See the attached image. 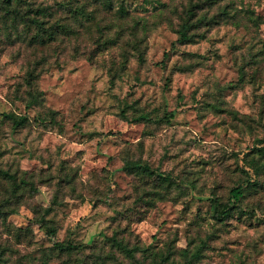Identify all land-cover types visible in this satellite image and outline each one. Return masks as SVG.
Segmentation results:
<instances>
[{"label":"rangeland","instance_id":"1","mask_svg":"<svg viewBox=\"0 0 264 264\" xmlns=\"http://www.w3.org/2000/svg\"><path fill=\"white\" fill-rule=\"evenodd\" d=\"M29 1L59 9L71 32L38 46L29 18L13 24L0 11V170L19 185L14 194L0 174V207L18 212L0 216L4 264L151 263L126 257L111 236L149 247L158 264H264V0H223L232 16L193 43L175 30L197 0ZM38 61L43 100L26 108V72ZM47 108L59 125L35 120ZM8 113L27 115V126L12 128ZM125 159L169 174L167 198L140 200L156 184L124 171ZM241 167L255 183L240 204L248 213L217 222L210 200L247 184ZM41 215L55 241L86 247L53 248Z\"/></svg>","mask_w":264,"mask_h":264},{"label":"trees","instance_id":"2","mask_svg":"<svg viewBox=\"0 0 264 264\" xmlns=\"http://www.w3.org/2000/svg\"><path fill=\"white\" fill-rule=\"evenodd\" d=\"M223 0H197L195 3H190L184 12V16H181V23L178 28L175 30L177 34V42L179 43H193L196 38V31L203 26H212L213 24H219L222 18L226 16H232L228 13L229 4L233 2H227L223 7L220 6V2ZM31 2L29 0H0V11H3V18L7 20H12V23L15 24V21L18 19L25 20L29 18L28 21L32 26L37 28V34L35 38V43L38 46H45L50 42H53L57 39V35L60 33L69 34L71 32L70 28H67L64 23L61 22L59 18H56L60 14V10L55 8L53 5H43L40 4L39 7L35 9L32 8ZM102 3L107 7L111 8V0H102ZM217 8L219 11L216 15L207 18L206 11ZM119 15L124 16V11L119 7ZM77 14V15H76ZM74 15L84 16L89 19L91 13H85L82 9H75ZM234 15V14H233ZM141 55H139L140 58ZM40 66V67H38ZM46 71L41 67V62L38 61L35 63L33 68L29 69L26 72L25 81L30 86V89L27 91V98L25 102L26 108H34L40 106L42 103V92L39 91L34 85V80L37 79L42 72ZM11 122L12 128L21 129L26 127L27 122H29L28 116L25 114H14L8 113L4 115ZM58 112L52 109H44L42 113L35 115V120L41 124H46V126H57L58 122ZM174 117L173 112L168 111L164 112L163 115L159 118L161 121L170 122ZM139 119L147 120L149 117L146 113L138 115ZM262 138L257 141L258 143L264 142V128L262 131ZM263 149L258 148L257 152H262ZM122 169L128 174L138 176L142 180H150L153 182L152 189L150 192H147V195L140 196V200L144 201L146 205H152L154 200H161L167 198L172 190L173 181L169 174L160 172L157 169H153L147 163L140 160H130L125 159ZM242 172L248 179L246 185L238 184L232 187L229 192L226 200L223 202L218 197H213L210 200V210L211 215L217 222H222L230 218L233 213H248L241 207V201L244 197L245 190L247 187H251L254 183L253 180L249 177V171L245 170L244 167H241ZM0 174L8 178L13 187V193L16 194L19 188V185L15 182V175L10 174L6 171H1ZM184 184H190L188 181H185ZM17 196V195H16ZM55 199V198H54ZM51 210L50 207L45 208V213H48ZM7 214H18L13 208L5 209V207H0V216H5ZM36 223L39 225V229L43 231L52 241V246L60 252L70 253L74 250L84 249L86 246L82 244H75L71 241H55L54 228L48 225V221L45 220L44 215H41L36 219ZM108 241L115 246L121 253L131 260H136V253H142L143 257L149 256L151 258L150 264H158L156 261V254L150 253L149 247L142 248L140 246L134 245L129 247L122 238H117L111 236ZM200 250H195L191 254V259L198 258ZM143 258V259H144ZM160 258H164L161 256ZM5 260L0 257V264H4ZM144 264V263H142Z\"/></svg>","mask_w":264,"mask_h":264}]
</instances>
